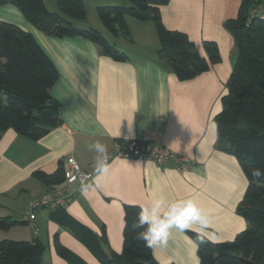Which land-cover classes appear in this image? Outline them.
<instances>
[{
	"label": "crops",
	"instance_id": "obj_1",
	"mask_svg": "<svg viewBox=\"0 0 264 264\" xmlns=\"http://www.w3.org/2000/svg\"><path fill=\"white\" fill-rule=\"evenodd\" d=\"M87 2L88 6L87 7ZM48 11L58 12L55 0H43ZM86 19L70 20L81 30L95 28L105 40L126 56L113 61L89 40L75 36H46L29 24L12 5L0 6V21L30 33L50 59L58 79L49 94L59 104V127L37 141L5 131L0 138V217L20 222L0 240L32 241L47 249L50 264H68L54 248L57 241L85 264H100L69 230L49 219L52 209L35 211L38 235L24 219L28 204L51 190L36 178V171L53 174L67 157L93 174L87 191L65 206L66 214L98 238L106 255L122 249L123 205H150L163 197L167 202L192 199L210 219L207 240L232 241L246 229L235 213L246 189L237 160L217 150L214 117L221 111V97L236 54L234 41L223 23L235 19L239 0H169L160 18L168 30L180 31L206 57L203 42L216 44L219 63L189 81H178L155 52L159 41L150 21L127 18L129 38L105 32L93 13L106 4L127 7L125 0H83ZM148 141L190 160L187 170L161 167L151 160L112 158L109 171L97 179V153L89 145L99 142L111 152L114 142ZM193 229L188 231L197 233ZM19 229V230H18ZM20 237H22L20 239ZM158 264H198L197 245L183 231L171 229L163 246L152 247ZM45 254V253H44ZM44 258V256H43Z\"/></svg>",
	"mask_w": 264,
	"mask_h": 264
},
{
	"label": "trees",
	"instance_id": "obj_2",
	"mask_svg": "<svg viewBox=\"0 0 264 264\" xmlns=\"http://www.w3.org/2000/svg\"><path fill=\"white\" fill-rule=\"evenodd\" d=\"M124 6H99L95 14L105 31L114 38H129L126 19L150 21L159 47L155 52L159 64L167 66L178 81H189L206 72L209 65L219 63L215 43L205 41L206 57L200 56L194 43L180 31L165 28L160 7L169 0H125ZM235 19L223 23L234 41L236 59L221 97V111L214 117L217 150L233 156L241 168L247 185L235 213L246 223V229L232 241L201 243L197 233L185 230L197 245L198 264H264V176H252V170H264V21L249 24L250 8L262 0H239ZM58 12H49L43 0H0V6H14L23 18L46 36L69 38L79 36L97 45L113 61L126 60L124 53L110 45L94 28L81 30L70 20L84 21L83 0H55ZM58 79L54 65L30 33L18 26L0 21V138L7 130L31 141H37L61 124L60 104L49 91ZM33 177L48 187L63 182L61 163L51 175L36 171ZM140 207L123 205L122 249L106 255L98 238L76 222L64 207L52 209L49 219L69 230L100 264H158L152 248L136 238L132 227ZM23 224L0 217V230ZM56 254L68 264H85L75 254L54 243ZM45 247L32 241L0 240V264H49L43 260Z\"/></svg>",
	"mask_w": 264,
	"mask_h": 264
},
{
	"label": "built area",
	"instance_id": "obj_3",
	"mask_svg": "<svg viewBox=\"0 0 264 264\" xmlns=\"http://www.w3.org/2000/svg\"><path fill=\"white\" fill-rule=\"evenodd\" d=\"M254 19L264 21V0L249 9L248 24ZM108 161L112 158L124 160H151L161 167L172 166L179 171L187 170L190 166L188 158L177 155L158 144L148 141L130 140L124 143L114 142ZM63 182L53 186L50 191L34 198L27 206L24 219L33 230V236L38 235L34 224L35 211L39 209H55L65 207L82 190L84 185H90L93 174L82 170L78 162L67 157L61 163Z\"/></svg>",
	"mask_w": 264,
	"mask_h": 264
},
{
	"label": "clouds",
	"instance_id": "obj_4",
	"mask_svg": "<svg viewBox=\"0 0 264 264\" xmlns=\"http://www.w3.org/2000/svg\"><path fill=\"white\" fill-rule=\"evenodd\" d=\"M90 150L97 153L95 160V172L97 179L109 171L108 153L105 145L96 142L89 145ZM252 176L259 178L264 176V170L255 168ZM88 185L82 187V191L88 190ZM210 219L196 205L194 200H178L167 202L165 198L153 199L148 206H141L132 227L136 231V238L143 241L146 247L163 246L167 243L170 230L175 228L183 232L193 229L197 231V238L201 243L206 242L210 228Z\"/></svg>",
	"mask_w": 264,
	"mask_h": 264
},
{
	"label": "rangeland",
	"instance_id": "obj_5",
	"mask_svg": "<svg viewBox=\"0 0 264 264\" xmlns=\"http://www.w3.org/2000/svg\"><path fill=\"white\" fill-rule=\"evenodd\" d=\"M56 4V3H55ZM103 6H116V5H110V4H106V5H103ZM87 7H89L88 6V2H87ZM49 12H51V11H49ZM93 16H94V18H95V20H98L97 19V17H96V14L95 13H93ZM8 23V22H7ZM12 24V23H11ZM95 29V28H94ZM106 32V31H105ZM19 230V229H18ZM22 237H20V239H21ZM13 241H15V240H13ZM45 254H44V258H43V260H44V262L45 263H49L50 264V262H49V260H48V253H47V249H46V251L44 252Z\"/></svg>",
	"mask_w": 264,
	"mask_h": 264
}]
</instances>
